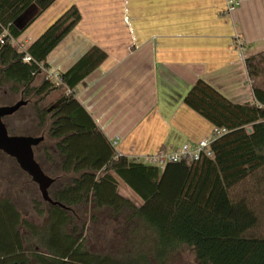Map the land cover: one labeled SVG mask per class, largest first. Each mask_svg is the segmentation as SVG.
Instances as JSON below:
<instances>
[{"label": "trees", "instance_id": "16d2710c", "mask_svg": "<svg viewBox=\"0 0 264 264\" xmlns=\"http://www.w3.org/2000/svg\"><path fill=\"white\" fill-rule=\"evenodd\" d=\"M35 1L0 0V35L6 33L0 42V86L9 84L27 101L20 109L34 108L39 132L20 134H41L48 124L57 150L55 159L46 149V160L55 163L50 172L34 153L55 179L49 195L58 203L36 202L44 218L39 225L0 193V264H168L184 247L199 264H264V88L253 84L254 103H234L197 80L184 102L228 132L211 143L212 156L170 162L160 170L120 154L76 97L78 85L107 58L106 51L93 46L60 72L58 84L47 79L48 56L82 19L78 6L20 49L27 26L17 20ZM26 56L30 62H24ZM245 65L251 80L264 79V51L247 56ZM60 88L59 100L45 106V97ZM4 101L0 105L19 100ZM63 179L70 182L59 184ZM119 179L140 204L120 194ZM102 210L125 220L134 250L116 257L86 246V226Z\"/></svg>", "mask_w": 264, "mask_h": 264}, {"label": "crops", "instance_id": "0c3cea01", "mask_svg": "<svg viewBox=\"0 0 264 264\" xmlns=\"http://www.w3.org/2000/svg\"><path fill=\"white\" fill-rule=\"evenodd\" d=\"M72 5L82 19L47 63L64 72L93 46L106 51L76 97L111 141L120 138V154L144 160L210 137L213 124L184 102L199 79L234 103H254L253 84L264 88L245 65L264 51V0H241L231 14L226 0H36L17 20L27 26L21 47Z\"/></svg>", "mask_w": 264, "mask_h": 264}, {"label": "rangeland", "instance_id": "374dc122", "mask_svg": "<svg viewBox=\"0 0 264 264\" xmlns=\"http://www.w3.org/2000/svg\"><path fill=\"white\" fill-rule=\"evenodd\" d=\"M33 12V10L28 9L25 13H23L24 18H27V16L30 17L33 15ZM13 44L17 46L18 41H14ZM19 44V46L22 45V43ZM21 48L23 47H20V49ZM58 71V67L51 65L50 68L45 71L46 77L54 82ZM42 78H44L43 75L37 79L36 83L40 82ZM63 92L62 88L53 91L45 97L43 104L46 106L50 103H55V101L59 100V97ZM20 99V96L14 94V92L10 89L9 84L0 86V102L4 100V102L8 100L17 101ZM5 121L7 123L5 124L8 125L16 135H23L20 133H23L26 130L31 133L39 132V120L35 114L34 108L31 105L26 108L23 107L17 112L6 116ZM47 128L48 124L47 127L42 130L41 134H33V136H44V140L36 145L34 149L38 160L41 161L46 170L50 172L55 163L46 160V149H48L50 153L55 156V159H57V150L55 141L48 134ZM68 181L70 182V179H63L58 183L62 184ZM119 192L123 196L130 198L133 202L137 204L141 203L134 192L120 179ZM0 193L2 196H7L14 201L15 205L21 211L22 217L39 225L44 222V218L38 214L36 207V202L43 199L38 184L35 183L31 176L20 167L14 157L7 155L1 150ZM97 214V221H90V223L86 226V231L84 232L86 246L90 250L101 253H111L116 257L123 256L125 251L134 250L135 244L131 241L133 239L132 232L128 231V227L124 225L125 220L123 218H120L119 221H117L111 218V214L105 210L97 212ZM168 264H199V262L197 261L193 250L188 247H184L171 255Z\"/></svg>", "mask_w": 264, "mask_h": 264}, {"label": "water", "instance_id": "95a60500", "mask_svg": "<svg viewBox=\"0 0 264 264\" xmlns=\"http://www.w3.org/2000/svg\"><path fill=\"white\" fill-rule=\"evenodd\" d=\"M26 104V100H19L12 105H0V150L17 160L20 167L38 184L44 200L57 204L49 195V188L55 179L44 172L34 153V147L44 140V136L10 134L4 122V117Z\"/></svg>", "mask_w": 264, "mask_h": 264}, {"label": "built area", "instance_id": "2783aa9c", "mask_svg": "<svg viewBox=\"0 0 264 264\" xmlns=\"http://www.w3.org/2000/svg\"><path fill=\"white\" fill-rule=\"evenodd\" d=\"M240 5L241 0H226V13H233ZM5 37V32L0 35L1 43H4V41L6 40ZM12 42L14 43V40ZM236 43L237 46H239L241 49L243 48V42L240 40V38L236 39ZM23 60L24 62H30L31 57L26 56ZM59 71L57 72V77L55 80L57 84L60 82ZM226 132H228V130L225 127L214 126L210 137L203 138L197 141L194 145H190L187 143L183 144L181 147L171 151H167L166 149L161 148L155 153L146 156L144 158V161L159 167L160 170H164L166 165L170 162H178L182 160L193 161L200 159L202 156H212L213 152L211 150V143ZM118 141H120V138L118 137L112 141L114 146L118 143Z\"/></svg>", "mask_w": 264, "mask_h": 264}, {"label": "flooded vegetation", "instance_id": "af4514ba", "mask_svg": "<svg viewBox=\"0 0 264 264\" xmlns=\"http://www.w3.org/2000/svg\"><path fill=\"white\" fill-rule=\"evenodd\" d=\"M17 102H18V101H17ZM15 103H16V102H15ZM15 103H14V104H15ZM21 107H22V106H21ZM21 107H20V108H21ZM20 108H19V109H20ZM19 109H18V110H19ZM18 110H17V111H18ZM17 111H16V112H17ZM34 148H35V147H34Z\"/></svg>", "mask_w": 264, "mask_h": 264}]
</instances>
